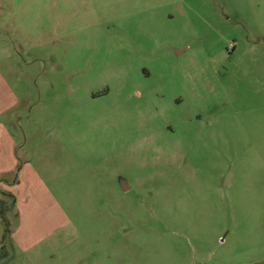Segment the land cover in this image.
<instances>
[{
    "label": "rangeland",
    "instance_id": "obj_1",
    "mask_svg": "<svg viewBox=\"0 0 264 264\" xmlns=\"http://www.w3.org/2000/svg\"><path fill=\"white\" fill-rule=\"evenodd\" d=\"M0 216V264H264V0H0Z\"/></svg>",
    "mask_w": 264,
    "mask_h": 264
},
{
    "label": "trees",
    "instance_id": "obj_2",
    "mask_svg": "<svg viewBox=\"0 0 264 264\" xmlns=\"http://www.w3.org/2000/svg\"><path fill=\"white\" fill-rule=\"evenodd\" d=\"M0 221H1L2 226H3V230H2L3 235L9 233L7 221L4 218H2L1 216H0Z\"/></svg>",
    "mask_w": 264,
    "mask_h": 264
},
{
    "label": "crops",
    "instance_id": "obj_3",
    "mask_svg": "<svg viewBox=\"0 0 264 264\" xmlns=\"http://www.w3.org/2000/svg\"><path fill=\"white\" fill-rule=\"evenodd\" d=\"M9 182H7V184L9 185L8 188L11 190V189H15L16 187L19 186V182L16 183V180L13 181V180H8ZM14 194H16V192H14ZM17 198V197H16ZM15 202H16V199H15ZM24 250V249H22Z\"/></svg>",
    "mask_w": 264,
    "mask_h": 264
}]
</instances>
